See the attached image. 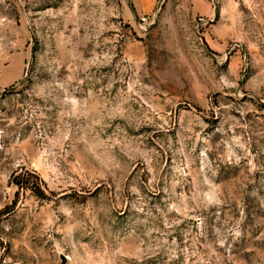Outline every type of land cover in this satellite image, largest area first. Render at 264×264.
<instances>
[{"label":"rangeland","instance_id":"rangeland-1","mask_svg":"<svg viewBox=\"0 0 264 264\" xmlns=\"http://www.w3.org/2000/svg\"><path fill=\"white\" fill-rule=\"evenodd\" d=\"M61 255L264 264V0H0V264Z\"/></svg>","mask_w":264,"mask_h":264},{"label":"water","instance_id":"water-1","mask_svg":"<svg viewBox=\"0 0 264 264\" xmlns=\"http://www.w3.org/2000/svg\"><path fill=\"white\" fill-rule=\"evenodd\" d=\"M65 259H66V257L65 256H63V255H61V262H62V264H64V262H65Z\"/></svg>","mask_w":264,"mask_h":264},{"label":"trees","instance_id":"trees-1","mask_svg":"<svg viewBox=\"0 0 264 264\" xmlns=\"http://www.w3.org/2000/svg\"><path fill=\"white\" fill-rule=\"evenodd\" d=\"M15 183L18 185L19 183H17L16 181H15ZM18 186H20V185H18ZM18 191V190H17ZM17 191H16V193H17Z\"/></svg>","mask_w":264,"mask_h":264}]
</instances>
